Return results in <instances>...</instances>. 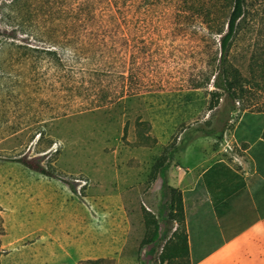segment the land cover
I'll list each match as a JSON object with an SVG mask.
<instances>
[{"label":"rangeland","instance_id":"obj_1","mask_svg":"<svg viewBox=\"0 0 264 264\" xmlns=\"http://www.w3.org/2000/svg\"><path fill=\"white\" fill-rule=\"evenodd\" d=\"M12 1L0 0V264H184L185 226L161 194L157 164L181 165V152L185 163L197 137L223 151L214 160L237 164L248 144L234 129L264 125V0L249 1L231 49L247 88L233 112L226 95L211 94L224 9L209 29L183 0L129 1L119 21L100 10L107 21L74 23L68 38L97 46L64 53L50 45L62 41L49 40L48 11L31 9L63 2ZM208 230L205 243L192 232L197 256L215 247Z\"/></svg>","mask_w":264,"mask_h":264},{"label":"crops","instance_id":"obj_2","mask_svg":"<svg viewBox=\"0 0 264 264\" xmlns=\"http://www.w3.org/2000/svg\"><path fill=\"white\" fill-rule=\"evenodd\" d=\"M232 138L248 144L237 164L214 160L223 151L201 147L206 137H197L185 148V163L181 152V165L169 169L171 185L180 181L189 231L205 243L208 229L216 230L215 247L197 264H264V128H235Z\"/></svg>","mask_w":264,"mask_h":264},{"label":"trees","instance_id":"obj_3","mask_svg":"<svg viewBox=\"0 0 264 264\" xmlns=\"http://www.w3.org/2000/svg\"><path fill=\"white\" fill-rule=\"evenodd\" d=\"M51 1L52 0H44V3L50 6L52 4ZM60 1L63 2V6L61 5L60 9L57 7H51L50 9H45L43 6V2H41L40 4L39 3L34 4V6H31L32 7L31 9L34 14L35 11L40 13V11H43V9L45 12L48 11L47 14L48 22H49L48 27L51 33L49 36V40L51 38H55L56 35H59L60 37L59 39H61L59 40V42L62 41L61 44L57 43L56 41H50L51 46L60 47L64 53L67 51L85 53L84 52L85 50H90L91 48L97 46V44L81 41L78 39L72 40L71 38H68L70 37L69 32L70 33L73 32L75 30V26H77L74 23L77 24L79 21V27H80V22H81V27L83 28L84 26L89 24L107 21L109 16L101 17L98 14L100 10L112 13V16H110L111 20H118L120 18L116 14L124 11L122 9L123 4L135 0H60ZM193 1L195 0H183V2L186 4H192L198 7L197 10H193V13H195L198 16H201L202 18L207 17L206 20L209 29H213L212 28L213 21L214 23H216L215 20L216 12H219L221 11V9H224L223 13L225 14L226 17L227 29L225 30L224 26H222L221 28L213 30L215 31L216 34H219L221 36L220 37L221 57L219 58V68L215 73H213V75L215 76L213 85L217 90L216 91L212 90L211 94L226 95V98L230 100L232 105L230 111L233 112L235 110L236 102L245 96L247 92V88L243 82V78H242L243 76L241 72L231 64L230 53L233 47V43L238 37L242 22L244 21L248 13L250 0H203L204 3L201 4V6H198ZM18 2H20V0H13L11 4H17ZM75 3L77 5H75ZM205 4L206 5L210 4V6H208V8H205ZM73 6L75 8H73ZM185 11L188 13L190 12L187 10ZM62 13H64V15ZM61 33H63V36H60ZM44 51L45 53L51 55L52 57L57 56L56 50L47 49ZM211 79H212L211 76L208 77L206 84H208L209 81H211ZM197 87H201V85ZM216 106L217 105L214 104L211 106L210 109H213ZM248 117L250 116L248 115ZM247 127L264 128V125L260 124L252 127L251 124H249ZM198 131H201L206 135H214L217 133L215 129L206 130L203 128H198ZM172 158L173 157H169L168 159L166 160L164 159L163 161L159 162L157 164V168L155 172L157 176L161 179V194L163 197H165L168 200L170 204V208L175 212V214H171V215L173 216V218L177 220L179 218L181 224H184L185 226L184 227L185 231H183L179 235V240H181L180 242H182V250L180 253L181 262H183L184 264H197L199 263L201 257H203L204 254L200 253V255L197 256V253L193 247L192 230L189 231L186 223L184 194L182 190L171 185L170 177H169V169L173 162ZM18 161L21 162L23 161V163H25L27 166L34 168L42 173L45 174L48 173L47 170L41 165L34 166L32 163L26 162L24 160H18ZM2 222L3 220L0 216V234L3 233ZM153 222L156 223V220L154 219ZM158 231H159L158 225L156 224L155 231L153 232L151 238H149L147 241L152 242L156 240L159 237ZM162 260L163 262L165 261L164 255L162 256Z\"/></svg>","mask_w":264,"mask_h":264}]
</instances>
